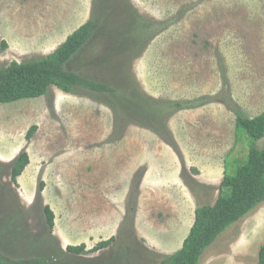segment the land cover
<instances>
[{
    "label": "rangeland",
    "instance_id": "rangeland-1",
    "mask_svg": "<svg viewBox=\"0 0 264 264\" xmlns=\"http://www.w3.org/2000/svg\"><path fill=\"white\" fill-rule=\"evenodd\" d=\"M90 19L100 28L69 69L114 94L53 87L38 99L0 104V254L157 264L181 249L196 209L215 204L228 157L247 154L236 121L264 112V0H0V69L48 56ZM108 24L114 34L106 36ZM107 37L124 47L115 61ZM119 98L158 103L161 112L128 118L117 112ZM257 147L264 150V139ZM22 153L30 164L14 184ZM46 207L55 214L52 230ZM112 237L106 252L66 253ZM262 245L264 203L202 264H257Z\"/></svg>",
    "mask_w": 264,
    "mask_h": 264
},
{
    "label": "trees",
    "instance_id": "trees-1",
    "mask_svg": "<svg viewBox=\"0 0 264 264\" xmlns=\"http://www.w3.org/2000/svg\"><path fill=\"white\" fill-rule=\"evenodd\" d=\"M103 13L104 10L99 16ZM136 25L143 30L141 23ZM105 27L106 36L114 34L109 33L112 32L111 24L105 25ZM128 27L123 26L127 33H129ZM99 28L97 21L90 19L69 35L65 42L48 56L26 63L12 62L9 66L0 69V104L38 99L47 95L53 87L66 94L76 93L77 89L100 94H114L115 89L108 84L90 80L69 69V64L76 57L83 55L85 51L87 52L88 44ZM140 37L136 33V45L139 44V46ZM113 41L114 39L111 37L106 39L109 51L112 52H108L110 61L120 58L119 50L123 51L124 48L118 49V45L115 46ZM3 48H6V43H4ZM93 61L103 66L107 60L99 58V60ZM107 66L110 68L108 61ZM122 99L119 98L118 100L120 109L117 112L128 118L155 120L161 112L158 103L147 105L144 102H128ZM36 131L37 127L33 126L28 132V139ZM262 139H264V112L251 119L238 116L236 142L247 141V154L233 162L229 161L228 157L225 162V172L219 189V196L215 204L199 206L196 209L194 224L181 249L164 257L157 264H202L204 253L225 232L264 203V150L257 147V143ZM29 164L28 154H20L12 169V182L14 184H17L18 179ZM44 213L52 230L55 226V214L50 207H46ZM115 242L116 238L112 237L109 240L101 241L91 250H87L86 245L69 246L66 253L75 257L103 253L110 250ZM0 264H50V262L44 257L10 259L0 254ZM257 264H264V245L259 249Z\"/></svg>",
    "mask_w": 264,
    "mask_h": 264
}]
</instances>
